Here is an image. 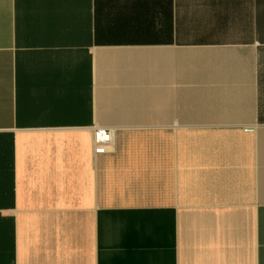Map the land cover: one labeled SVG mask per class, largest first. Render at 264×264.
<instances>
[{
    "label": "crops",
    "instance_id": "1",
    "mask_svg": "<svg viewBox=\"0 0 264 264\" xmlns=\"http://www.w3.org/2000/svg\"><path fill=\"white\" fill-rule=\"evenodd\" d=\"M0 264H264V0H0Z\"/></svg>",
    "mask_w": 264,
    "mask_h": 264
},
{
    "label": "built area",
    "instance_id": "2",
    "mask_svg": "<svg viewBox=\"0 0 264 264\" xmlns=\"http://www.w3.org/2000/svg\"><path fill=\"white\" fill-rule=\"evenodd\" d=\"M92 142L94 154L107 152L112 142L111 132L106 128H95L92 132Z\"/></svg>",
    "mask_w": 264,
    "mask_h": 264
}]
</instances>
